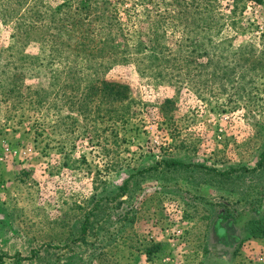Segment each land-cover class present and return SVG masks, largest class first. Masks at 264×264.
Listing matches in <instances>:
<instances>
[{
	"label": "rangeland",
	"instance_id": "1",
	"mask_svg": "<svg viewBox=\"0 0 264 264\" xmlns=\"http://www.w3.org/2000/svg\"><path fill=\"white\" fill-rule=\"evenodd\" d=\"M62 1L0 0V260L264 264V0Z\"/></svg>",
	"mask_w": 264,
	"mask_h": 264
},
{
	"label": "trees",
	"instance_id": "2",
	"mask_svg": "<svg viewBox=\"0 0 264 264\" xmlns=\"http://www.w3.org/2000/svg\"><path fill=\"white\" fill-rule=\"evenodd\" d=\"M76 1H79V0H76ZM73 3H74V0H64L62 2L56 3V5H55L57 13L59 12V17H57V21L58 22L61 21V23H59L58 25H53V26H54V28L57 29L56 32L57 33L59 32L58 33L59 35H63L61 32V28H64V29L67 28L69 30H71V29L74 30V26H76L75 32H77V29H78V33H80L81 36L87 34L86 28L84 27V23L81 21L80 16L75 17L77 14H79L81 9H84V6L86 4V0H80V2L75 7H74ZM79 4H81V6H79ZM78 9H79V11H75ZM57 13H55L53 15V18H55V15ZM26 27H27V30H26ZM28 27L32 28L33 26L26 24L25 25V30H26L25 32H28ZM29 30H31V29L29 28ZM85 45H86V42H83V41L77 42L75 44L74 49H73L74 52H76V50H79L78 53L83 51L85 49V47H84ZM124 47L125 48H123V47L119 48V47H116L115 45L111 44V46L109 48H110V51H113L112 54L114 56H117V54L119 56H121L120 59H117L116 57H114L113 58L114 62H116V61H122V62L124 61L125 62L127 60L133 59L130 57H133V54H139V52H141V48L142 49L143 48L148 49L153 55H155L154 57L156 59H159L158 55L155 53L154 43H150L149 45H147V44L143 45L141 42H138V43H135V45H131V46L125 45ZM92 48H94V46ZM98 50H101V49H98ZM127 51L129 53V55H126ZM134 59H136V58H134ZM161 59H164L165 63H167V64L169 63L168 57L166 55L160 57V60ZM68 73H69V71H66L65 74H68ZM101 83H103L106 88H107V86L110 87L108 89L109 94L116 96L119 93H121V91L119 89H116V86L121 85V83H118L115 81H101ZM124 86H126V85H124ZM165 163L170 165V164H175L177 162L173 161V160H165ZM86 220H88V218L85 219V222L83 224H86ZM249 225H251V226H248V230H249L248 233L251 236L264 238V221L262 219H254L251 221V223ZM0 264H4V262L2 260H0Z\"/></svg>",
	"mask_w": 264,
	"mask_h": 264
},
{
	"label": "built area",
	"instance_id": "3",
	"mask_svg": "<svg viewBox=\"0 0 264 264\" xmlns=\"http://www.w3.org/2000/svg\"><path fill=\"white\" fill-rule=\"evenodd\" d=\"M6 150L9 151V152L11 151V150L9 149V147H7ZM12 152L16 153V151H12ZM258 260H259V261H263V257H259Z\"/></svg>",
	"mask_w": 264,
	"mask_h": 264
}]
</instances>
